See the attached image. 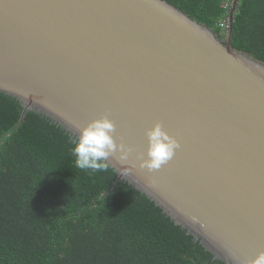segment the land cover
Masks as SVG:
<instances>
[{
	"label": "water",
	"instance_id": "95a60500",
	"mask_svg": "<svg viewBox=\"0 0 264 264\" xmlns=\"http://www.w3.org/2000/svg\"><path fill=\"white\" fill-rule=\"evenodd\" d=\"M165 0H0V93L75 140L106 116L127 183L223 264L264 252V63ZM21 120L17 124H20ZM179 144L140 168L146 131ZM128 167L127 176L121 173Z\"/></svg>",
	"mask_w": 264,
	"mask_h": 264
},
{
	"label": "trees",
	"instance_id": "16d2710c",
	"mask_svg": "<svg viewBox=\"0 0 264 264\" xmlns=\"http://www.w3.org/2000/svg\"><path fill=\"white\" fill-rule=\"evenodd\" d=\"M165 1L225 37L233 0ZM232 46L264 63V0H238ZM22 111L0 93V264H223L132 186L113 188L109 166L77 168L75 139Z\"/></svg>",
	"mask_w": 264,
	"mask_h": 264
},
{
	"label": "clouds",
	"instance_id": "9594fccd",
	"mask_svg": "<svg viewBox=\"0 0 264 264\" xmlns=\"http://www.w3.org/2000/svg\"><path fill=\"white\" fill-rule=\"evenodd\" d=\"M114 130L113 123L106 116L93 119L85 126L78 127V136L72 148L75 166L81 170L107 171L106 162L113 156L120 165H125L131 149L123 143L115 142ZM146 136V159L140 160L139 167L149 171L158 170L173 157L179 144L162 129L159 123L148 129ZM128 172V167L121 168L124 176H127ZM244 264H264V252H259L253 259L244 261Z\"/></svg>",
	"mask_w": 264,
	"mask_h": 264
},
{
	"label": "built area",
	"instance_id": "2783aa9c",
	"mask_svg": "<svg viewBox=\"0 0 264 264\" xmlns=\"http://www.w3.org/2000/svg\"><path fill=\"white\" fill-rule=\"evenodd\" d=\"M230 6L228 3H224L223 4V8L226 10L225 11V15H224V18L223 20L220 22L219 24V28L226 34L228 32V29H229V25H228V20H229V17H230V12H231V9H230ZM232 8V6H231Z\"/></svg>",
	"mask_w": 264,
	"mask_h": 264
},
{
	"label": "rangeland",
	"instance_id": "374dc122",
	"mask_svg": "<svg viewBox=\"0 0 264 264\" xmlns=\"http://www.w3.org/2000/svg\"><path fill=\"white\" fill-rule=\"evenodd\" d=\"M222 31V30H221ZM223 32V31H222ZM224 35H225V33H224Z\"/></svg>",
	"mask_w": 264,
	"mask_h": 264
}]
</instances>
